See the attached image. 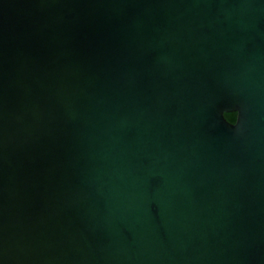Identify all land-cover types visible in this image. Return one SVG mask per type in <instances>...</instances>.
Masks as SVG:
<instances>
[{
    "label": "water",
    "instance_id": "1",
    "mask_svg": "<svg viewBox=\"0 0 264 264\" xmlns=\"http://www.w3.org/2000/svg\"><path fill=\"white\" fill-rule=\"evenodd\" d=\"M0 264H264V0H0Z\"/></svg>",
    "mask_w": 264,
    "mask_h": 264
},
{
    "label": "trees",
    "instance_id": "2",
    "mask_svg": "<svg viewBox=\"0 0 264 264\" xmlns=\"http://www.w3.org/2000/svg\"><path fill=\"white\" fill-rule=\"evenodd\" d=\"M226 118L231 122H235L237 119V112H228L225 114Z\"/></svg>",
    "mask_w": 264,
    "mask_h": 264
},
{
    "label": "clouds",
    "instance_id": "3",
    "mask_svg": "<svg viewBox=\"0 0 264 264\" xmlns=\"http://www.w3.org/2000/svg\"><path fill=\"white\" fill-rule=\"evenodd\" d=\"M235 124V123H234Z\"/></svg>",
    "mask_w": 264,
    "mask_h": 264
}]
</instances>
